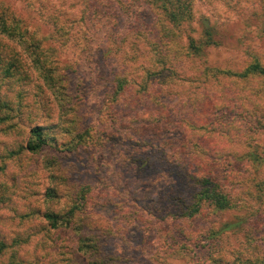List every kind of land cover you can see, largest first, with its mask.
<instances>
[{
    "label": "rangeland",
    "instance_id": "rangeland-1",
    "mask_svg": "<svg viewBox=\"0 0 264 264\" xmlns=\"http://www.w3.org/2000/svg\"><path fill=\"white\" fill-rule=\"evenodd\" d=\"M83 1L0 0V7L21 18L46 49L51 52L54 49V54L57 50L55 55L62 70H65L64 64H72L86 83L82 99L69 104L65 111L68 116L61 118L63 114L55 96L45 85L38 87L41 81L35 72L23 101L18 97L19 86L8 85L0 77V103L5 97L11 100L13 109L0 107V171L3 167L0 197L4 195L6 200L0 203V233L9 244L0 257V264H89L93 259L78 249L82 235L88 237L85 239L93 246L89 250L100 248L109 264H207L198 262L195 253L176 248L172 235L182 227V230L193 231L194 239L201 241V246L212 248L216 261L208 264H264L255 260L246 263L260 256L264 261V224L253 235L245 226L238 230L225 228L226 223L236 221L238 224L247 216L245 209L221 215L204 211L197 218H177L175 198H187L195 189L185 180L183 169L167 158L172 154H208L199 144L203 132L199 124L184 144L183 140L167 141L168 136L150 138L146 146L140 143L143 147L136 141V133L141 128L146 133L153 129L152 123L146 120L154 108L164 112L165 119L159 124L166 122L168 127L173 124L172 120L196 117L193 107L199 98L202 99L203 92L208 88L217 89L216 85L211 86L213 79L205 80L204 67L210 65L225 70L216 82L226 90L235 91L232 81L239 77L230 73L243 72L257 55L264 57V0H204L197 4V18L204 12L217 23L218 43L208 45L205 55L189 57L184 51L171 63L177 72L174 76L177 81L166 86L159 99V102L165 100V109L156 99H151V94L146 99L147 91L141 84L146 68L152 65L151 44L156 43L138 26L143 21L141 14L148 13L144 9L145 0H88L87 26L81 27L75 24L83 14ZM55 15L66 18L65 26L71 25L74 34L89 32V39L79 38L61 46V38H51L55 25L59 24L53 19ZM152 17L155 21L156 17L153 14ZM193 29H200L199 22L193 24ZM198 34L193 36L199 37ZM186 41L184 32L183 42L186 44ZM86 42L89 47L84 49ZM15 47L23 52L20 46ZM136 48L137 56L134 54ZM123 70L132 79L137 77L138 84L121 99L120 96L108 97V85L114 73ZM250 81H242L236 109L235 105L232 108V119L241 124L240 131L252 132L255 140L249 143L243 136L230 141L227 138L230 148L214 157L222 168L229 165V171L234 166L241 167L240 175L231 182L241 190L237 196L250 205L261 203L264 209V196L259 187H255L248 176H242L243 172L247 175L244 158L248 159L249 152L256 147L262 150L258 144L264 142V111L259 113L255 104L261 90L257 79ZM258 121L263 124L257 125ZM216 122L217 129L226 123ZM36 124L56 125L54 132H60L62 141L70 140L63 131L86 127H90L93 138H90L89 147L81 146L72 153L59 152L63 157L54 165L44 154L22 152V145L30 137L28 126ZM9 151L16 152L8 157ZM138 154L141 155L139 159H146L150 164L140 172L130 161L126 162ZM200 162L209 164V161ZM196 164L202 169L200 163ZM263 171L264 166L260 168V175L256 172L255 176L263 178ZM57 185L61 187L60 198L51 203L43 194ZM80 185L90 189L89 205L82 212V222L78 227L66 224L52 228L42 213L49 207L57 211L66 209L71 194ZM79 228L81 233L87 232L80 235Z\"/></svg>",
    "mask_w": 264,
    "mask_h": 264
},
{
    "label": "trees",
    "instance_id": "trees-1",
    "mask_svg": "<svg viewBox=\"0 0 264 264\" xmlns=\"http://www.w3.org/2000/svg\"><path fill=\"white\" fill-rule=\"evenodd\" d=\"M202 1L204 0H145L146 5L144 9L148 10V13L141 14L143 21L138 26L150 34L156 40V43L151 44L152 65L146 68V77L144 83L141 84L147 91L146 99L151 94V99H156V102L161 107L164 105L162 107L164 109L166 108V105L163 103L165 100L159 102V99L162 97L166 86L174 81L175 75L177 76V72L171 63L179 59V54L184 53V51V54H187L189 57H193V55L202 56L206 54L205 50L208 45L211 44L214 46L218 43L216 37L219 34V27L217 23H214L213 18L204 12H201V17L199 18L195 16L196 11L199 10L197 4L202 3ZM83 2V14L75 24L78 26L81 25V27L86 25L85 12L88 9L87 7L90 6L88 0H84ZM152 14L156 17L155 21ZM53 19L59 22V24L57 23L59 26L55 25V32L53 31L51 38H61L63 40L61 46H67L70 41L78 40L79 38H84L86 41L87 38L89 39V32L80 31L79 34H74L71 25L70 27H66V18H60L58 15H55ZM195 22H199L200 29H193ZM136 31L141 32L137 29ZM184 32H186V44L183 42ZM193 32H195L194 34L199 32V37L193 36ZM14 45L20 46L23 52H20ZM88 47L89 42H86L84 49ZM134 50V54L137 56V48ZM55 54H57V50ZM55 54L54 49L52 52L51 49H46L44 43L38 39L36 34L30 30L29 26L21 18L18 19L11 11L0 7V77L8 85L16 84L19 86L18 97L21 98L20 101H23L24 96L29 92L27 86L34 81L31 76H34L35 72L37 79L41 81L38 87L42 88L43 85L47 87L55 96V100L63 114L61 118L62 116L66 118L68 115H66L67 113L65 111L68 105L73 104V101L78 98L82 99V94L85 93L86 83L79 73V70H75L72 64H64L65 70H62L60 67L61 63ZM243 70L241 73L228 72L239 77L232 81L233 85H236V89L233 92L226 90L224 85L219 84V81L216 82L219 75L225 70L213 68L210 65L204 67L202 72L205 80L213 79L211 86L216 85L217 89L212 91L208 88L206 92H203L202 99L199 98L193 107V112L196 114V117L192 116L185 120H172L173 124L171 127L173 128H171L168 127L166 122L159 124L160 120L165 119L163 117L164 112L160 108L155 109L153 104H151V107L154 108L151 116L147 120H144L152 123L153 129H150L146 133V130L141 128L136 133L138 135L136 141L146 146L149 140H151L150 138L168 136L167 141L175 140L176 142H181L183 140L184 144L189 141L190 132L199 124L203 130L200 134L199 144H202L206 148L208 154L201 156L194 153H186L184 155L172 154L167 158L168 161L183 169L182 172L185 180L195 189L187 198H175L178 204L177 218L180 220L186 216L197 218L204 211L221 215L228 211L245 209L248 214L247 216L241 219L238 224H236V221L226 223L225 228L238 230L245 226L250 234L253 235V232L258 233L260 231V225L264 224V209L261 207L262 204L255 202L256 205H250L246 199L244 201L241 197H238L237 193L241 190L236 184L231 182L237 175H240L239 171L242 170L241 167L237 165V167L234 166L229 171L227 170L229 165L222 168L220 165H217L214 157V155L224 153V151L230 148L231 144L229 146L227 145V138L230 141L236 136H243L249 143L255 140L252 132L248 133L243 129L240 131L241 124L232 119V108L235 105L236 109V102L241 93L242 81L251 82L250 79H257L261 92L255 104L259 113L264 111V57L261 55L253 57V60ZM186 78L188 79V77ZM137 81V77L132 79L124 70L123 72H115L113 79L108 85V97L120 96L121 99L134 84H138ZM145 82L147 83L145 84ZM3 100L0 103V107L3 110L12 111L11 100L5 97H3ZM19 104L21 103L19 102ZM216 120H222L220 124L223 122L226 123L220 125V128L217 129L215 127V124L218 123ZM254 121L256 119L251 122ZM258 124L262 125L263 123L258 121ZM28 128L30 137L25 145H22V152L44 154L46 160L51 164L61 161L63 155H60L59 152L72 153L77 151L81 146L89 147L90 138H93L89 129L90 127L81 130L63 131L70 139L67 141H62V138L59 136L60 132H54L56 125L46 126L36 124L34 126L30 125ZM262 139L264 140V137ZM223 144L225 147L221 148ZM140 145L143 147L142 144ZM258 145L263 149L260 150L256 147L249 152L248 159L244 158L247 162L244 167L247 175L243 172L242 176H248L251 182H253V185L259 187L261 196H264V177L259 179L255 176L256 172L260 175V168L264 166V142L262 143L261 141ZM19 151L20 149L17 152L19 153ZM15 152L9 151L7 156L10 157ZM140 156L138 154L135 158L130 157L127 161L125 160L126 162L130 161L139 172L141 170L144 171L150 166L146 159H139L141 158ZM201 160L209 161V164H204L200 162ZM196 163H200L202 169ZM250 166L252 167L251 170ZM2 172L3 167L0 171V186L2 184ZM227 172L228 174L225 176ZM67 179L68 177L65 176L64 180ZM60 188V185H57L47 189L43 194L45 199L51 203L57 201L60 198ZM0 194L3 193L0 191ZM89 194L90 189L80 185L71 194V202L68 203L66 209L57 211L49 207L50 209L44 214L41 212L42 216L55 229L66 224H75L78 227L83 220L82 212L85 211V206L89 205ZM3 196L0 197V203L6 201ZM182 228L175 231L176 233L172 235L176 248L183 249L189 254L195 253L198 257V262L204 261L208 264L216 261L211 247L201 246V241L194 239L193 231L188 232L186 229L182 230ZM218 228L220 229L221 225ZM78 230L80 231V235L87 232L84 231L81 233L80 228ZM84 236L82 235L80 238L78 249L85 255L89 254L90 258L93 259L89 264H109L106 263L105 255H101L100 248H97L96 251L89 250L93 246L85 239L88 237L84 238ZM254 244L250 241L251 246H254ZM8 246L9 244L5 235L0 233V257ZM250 260H255L259 263L264 262L262 261V256L249 259L246 263H250Z\"/></svg>",
    "mask_w": 264,
    "mask_h": 264
}]
</instances>
